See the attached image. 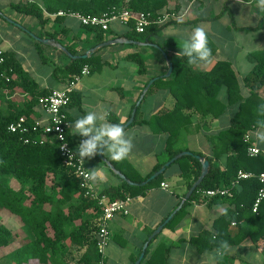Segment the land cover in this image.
Returning <instances> with one entry per match:
<instances>
[{"label":"trees","instance_id":"obj_1","mask_svg":"<svg viewBox=\"0 0 264 264\" xmlns=\"http://www.w3.org/2000/svg\"><path fill=\"white\" fill-rule=\"evenodd\" d=\"M191 1L193 0H186L187 3ZM169 2L170 0H19L12 4V7L18 12L36 17L40 24L47 22L52 14L60 10L80 12L85 15H102L123 9L143 11L148 14L151 23L141 33L136 32L133 26L131 29L139 34L140 38L152 41V38L161 32L163 26L183 22L180 18L159 21L167 13H175L168 12ZM179 7L176 3V10H173L177 15L182 12L177 9ZM225 11L230 13L229 25L236 29L256 30L264 26V15L257 26H237L231 11L227 8ZM215 18L217 17L210 19ZM63 19L64 16H55L56 21ZM87 27L96 32L98 41H104L106 30ZM49 35L55 37V34ZM126 37L135 38L131 34ZM208 46L211 49V58L215 55L217 46L210 36H208ZM66 47L72 54H77L72 46ZM38 51L41 58L46 60L40 47ZM96 52L86 58L72 59L68 65L60 69L69 82L75 80V76L81 73L85 65L91 70H98L103 65ZM4 57L5 62L0 63V86L4 89L20 87L23 91H30L31 94L21 108L14 106L12 109H3L0 105V212L5 211L18 218L31 234L27 242L11 247L15 232L0 216V249L4 248L6 251L10 249L5 254L7 255L5 263L62 264L69 246L80 245L87 246L88 251L80 258L78 264H98L101 255L97 251L96 234L92 235V230L101 211L99 200L85 194L79 177L65 165L55 143H40L33 140L25 142L19 134L9 130V124L19 116L31 117L39 97L47 92L33 90L36 86L31 88L34 80L16 62L15 55L4 51ZM129 57L138 64L139 73H143L145 71L143 57L139 53H132ZM247 60L252 63V69L240 80L228 59H219L208 71H200L195 65H189L186 58L181 57L173 76H159L152 84V86L169 88L176 98L174 108L162 110L149 121L153 131H165L169 134L165 149L168 160L182 151L174 146L179 139L180 129H188L192 124V114H199L204 119L208 117L214 119L224 114L229 106L238 105L230 126L211 138L212 154L206 157L210 161V172L164 226V228L174 227L185 214L186 206L190 202H212L218 198L229 201L232 207L215 219L214 231L204 230L189 240L199 252L215 249L217 264H250L229 254L232 246L246 240L253 242L264 256V198L258 211L252 210L261 187L258 175L264 171V151L250 155L248 148L252 145V141L245 138L246 134L257 129L258 122H264V107H261L264 106V93H262L264 92V48L249 52ZM222 88L226 92L223 101L219 97ZM243 88L248 90L247 94L243 93ZM73 100L71 91L69 106ZM11 101L14 100L8 102ZM76 102H80V96L76 98ZM190 108L194 111L188 112L187 109ZM139 113L138 106L132 123L142 121ZM123 125L124 123L121 127ZM68 137L72 143L75 142L76 138L69 131ZM200 154L192 152L172 162L180 165L182 176L189 179V188L201 173L202 163L195 157ZM223 155L226 156V163L222 168L218 161ZM93 158L95 161H102L98 152ZM107 158L128 179L137 183L148 179L164 164V161L160 162L148 176L143 177L126 158L120 161L111 160L109 156ZM239 170L252 172L254 176L243 179L239 185L231 187ZM163 175L164 172L144 185H130L120 178L119 185L98 192L99 197L106 195L115 199L126 195H144L151 187L160 184ZM222 184L231 187V196L207 198L201 193L203 190L219 187ZM89 210H92L93 215L88 217L86 213ZM232 228L235 230L233 231ZM152 232L149 231V235ZM161 232L153 237L150 243L155 241ZM172 246V242L162 240L152 249L147 247L140 264H171L169 256ZM138 257L139 253L133 256L132 262Z\"/></svg>","mask_w":264,"mask_h":264},{"label":"crops","instance_id":"obj_2","mask_svg":"<svg viewBox=\"0 0 264 264\" xmlns=\"http://www.w3.org/2000/svg\"><path fill=\"white\" fill-rule=\"evenodd\" d=\"M18 1L0 0L1 13L12 20L9 22L0 18V48L15 55L16 62L34 80V85L31 88L36 87L33 90L48 93L54 89L67 87L69 81L60 69L68 65L72 58L58 47L42 43L36 37L53 38L65 47L72 46L77 54H83L100 43L97 40L96 32L88 28L87 25H83L74 15H64L62 21H56V15L52 14L47 22L40 24L36 17L18 12L12 7V4ZM196 1L182 3L184 7L180 19L183 22L169 23L163 26L161 32L153 37L152 41L140 38V35L136 33L137 31H132L131 27L117 20L112 21L109 29L104 32V41L131 34L135 37L131 38L132 40L158 44L166 52L168 60L162 51L153 46L135 43L111 44L98 49L96 52L103 65L98 70H91L89 74L83 75L71 84L74 99L68 107L71 126L73 120L88 111H94L103 116L104 120L101 122L115 123L121 126L130 118L133 109L140 107L139 118L142 121L131 123L124 128V131L131 142V149L126 159L143 177L148 176L157 164L163 161L166 163L168 160L165 149L169 134L165 131H153L149 121L162 110L174 108L176 103V98L169 88L152 86V83L146 92L144 90L151 79L163 76L168 71L169 61L173 64V71L169 77L173 76L176 65L181 60L177 53L180 51L179 48L183 39L190 34L194 27L200 24L199 22L203 21L204 23L205 20L211 18L199 15L198 12L202 10L204 5H202L203 1L199 0L200 5L197 7L198 5L194 4ZM238 1L243 4L245 12H249L257 5V0ZM262 10L261 17L259 16L260 18L256 20L255 24H240L239 26H257L264 15V9ZM229 24L227 30L232 38L240 32H245L243 34L246 38L259 43L258 46H254L257 47L256 49L251 48L246 51L244 54L246 60L249 52L264 48V26L256 30L242 31L240 29L233 30L234 27ZM49 34H55V37ZM209 34L219 48L216 36ZM223 38L230 44V38L226 36ZM39 47L46 56V60L41 58L38 51ZM132 53H139L145 60L143 73H139L138 64L129 57ZM231 57L230 54L225 57L215 56L206 63L196 64L195 68L200 71H208L217 60L228 59L235 68L238 78L242 80L252 69V63L249 62V70L241 75ZM221 92L219 97L223 101L226 92L224 95ZM247 92L248 90L245 93L243 91L244 94ZM262 93L264 92L262 91ZM142 94L144 96L141 98ZM30 95V91H23L20 87L4 89L0 86V105L3 109H12L14 106L21 108L30 98ZM78 96H80V102H76ZM9 100L14 101L9 103ZM138 101L140 103L137 105ZM231 106H236V109L229 118H226V112L214 119L210 117L204 119L199 114H192V124L188 129H180L179 139L174 147L182 149V151L199 152L205 158L210 156L212 154L211 138L230 126L231 118L238 109V105ZM187 111L192 112L194 110L190 108ZM32 116L47 117L38 104L35 106ZM71 126L69 132L76 138L73 142L76 145L81 137L73 134ZM256 130H252L250 133H254ZM254 135L250 136L253 144H255L253 142ZM258 147L264 151L261 146ZM105 156H108L107 153ZM86 160L88 167L91 170L95 169L97 173L95 180H93L97 192L120 184V177L113 173L105 162L95 161L93 157ZM225 163L226 156L223 155L218 164L223 168ZM161 183H166L168 186L163 187ZM188 184L189 179L182 176L180 165L171 163L165 169L160 184L151 187L144 195L131 196L127 203V212L115 215L109 223L111 241L105 251L103 264H133V256L138 253L140 255L144 243L151 235H149V231H154L176 209L189 190ZM221 186L227 185L222 184ZM103 196L106 199H111L110 196ZM230 207L232 206L229 201L221 198L212 202H190L186 206L185 214L174 227L164 228L155 241L152 243H150L151 240L149 241L148 247L152 249L162 240L172 242L173 246L169 256L171 264H217L215 249L199 252L189 240L204 230L214 231L215 219ZM88 215H93L92 210L86 213V216ZM232 230L235 229L232 228ZM229 254L250 264H254L251 262L253 256L259 260L262 258L258 264H262L264 261L261 251L253 242L248 240L232 246L229 249ZM62 262L67 264L65 259Z\"/></svg>","mask_w":264,"mask_h":264},{"label":"built area","instance_id":"obj_3","mask_svg":"<svg viewBox=\"0 0 264 264\" xmlns=\"http://www.w3.org/2000/svg\"><path fill=\"white\" fill-rule=\"evenodd\" d=\"M54 15H74L83 25L99 27L103 30H108L110 23L117 20L129 27L133 26L135 31L139 33L143 32L145 27L151 23L148 14L143 11H133L131 9L116 10L111 13H103L102 15H85L80 12L60 10ZM169 18L178 19L180 18V15H177L176 13H167L164 18L159 21L163 22ZM3 62H5L4 50L0 49V63ZM90 72V67L85 65L82 68L81 73L75 76V80L83 75L89 74ZM7 80L9 79L7 78ZM74 81L68 82L67 87L63 89H54L39 97L38 105H40L42 110L46 113V118L21 115L15 121L11 122L8 128L11 132L19 134L25 142L33 140L39 141L40 143H55L65 165L70 167L79 177L80 185L85 194L98 198L101 211L96 218V248L101 255L98 264H103L105 251L111 241L109 223L115 215L127 212V203L130 201L131 196L126 195L122 198L115 199H106L104 196L99 197V193L95 189L93 180L88 178L91 169L87 165V160L85 159L83 164H81L78 158H76L75 149L81 140L85 138L81 137L75 145L68 137V131L71 126L68 107L70 93L72 91L71 84ZM250 136V133H248L245 138L251 140ZM254 149L256 150L254 151ZM260 152L261 149L253 143L248 148V153L250 155H257ZM252 176H254L252 172L239 170L235 180L231 183V187L239 185L241 180ZM258 179L261 183V187L252 206L254 212L258 211V207L264 198V171L258 175ZM161 185L163 187L168 186L166 183H161ZM231 187L219 186L203 190L201 193L207 198L231 196Z\"/></svg>","mask_w":264,"mask_h":264},{"label":"rangeland","instance_id":"obj_4","mask_svg":"<svg viewBox=\"0 0 264 264\" xmlns=\"http://www.w3.org/2000/svg\"><path fill=\"white\" fill-rule=\"evenodd\" d=\"M201 1H203L202 5L204 6L202 10L198 12L199 15L204 16V17H211V18L217 17L215 19L205 20L204 23L203 21H201L202 23L199 22L200 24L197 25L203 28L208 36H210L209 33L214 34L216 36V40H217L219 48H217L215 55L212 56L210 59H213L215 56L225 57V56H229L230 54V56H232L231 58L234 62L235 67L242 75V73H245L246 71H248L250 67V63L249 61L245 59L244 54L246 53L247 50L251 48L256 49L257 47H254V46H258L259 43L257 41H251L250 39L246 38L245 34H243L245 32H240L239 34H237V36L233 38L232 36H230L227 30V26L231 21V17H230V13L228 11H225V8L231 11L237 26H239L240 24H251V25L255 24L256 20L261 17L263 10L258 9L257 5H255L249 12L248 11L245 12L243 9V4H241V2L238 0H201ZM176 3L179 4L180 6L177 9L182 10L181 8L184 7L182 3L185 4L186 0H176V1L170 0L169 5H168V8L170 9H167L168 12L177 13L176 11H173V10H176L175 8ZM194 4L198 5L197 7H199L200 1L198 0ZM0 18H4L9 22L12 21L10 18L6 17L3 13H1ZM233 30H237V29L233 28ZM225 36L230 38V44L227 43L226 40L223 38ZM210 38L212 37L210 36ZM243 49L245 50L242 51ZM221 91H222L221 94L224 95L225 89L223 88L221 89ZM243 91L245 93L247 90L244 89ZM235 109H236V106L229 107L225 114L227 115L226 118H229L233 114ZM255 132L250 133V135L253 136ZM253 142L255 143V139L253 140ZM260 146L264 149V145H260ZM0 216L4 220L5 224L11 227L15 232L14 243L11 247L21 245L28 241V239L31 237V234L29 230L27 229V227H25L18 218H16L15 216L13 217L12 215H10L9 213L5 211H1ZM94 225L95 226H94V229L92 230V235H95L97 232L96 224ZM82 249H85V250H82ZM9 250L6 251V249L4 248L0 249V264H8L7 262L5 263V257L7 256L5 254L6 252H9ZM87 251H88L87 246L84 247L80 245H71L66 251L63 259L67 261V264H78V261L80 260V258ZM252 258L253 260H251V262L254 264L255 263L258 264L262 260V258L261 260H259L255 256H253ZM13 264H16V263H13Z\"/></svg>","mask_w":264,"mask_h":264},{"label":"clouds","instance_id":"obj_5","mask_svg":"<svg viewBox=\"0 0 264 264\" xmlns=\"http://www.w3.org/2000/svg\"><path fill=\"white\" fill-rule=\"evenodd\" d=\"M257 8L264 9V0H257ZM179 49L177 56L186 58L189 65L206 63L211 55L207 33L199 26L194 27L190 34L183 39ZM103 120V116L94 111H88L72 121L73 134L86 137L75 149L76 158L81 164L85 159L95 156L98 151L101 155L107 153L114 161H120L127 157L131 149V142L126 137L124 129L119 124L101 122ZM254 139L258 146L264 145V122H258ZM96 175L97 173L93 169L88 178L95 180Z\"/></svg>","mask_w":264,"mask_h":264},{"label":"water","instance_id":"obj_6","mask_svg":"<svg viewBox=\"0 0 264 264\" xmlns=\"http://www.w3.org/2000/svg\"><path fill=\"white\" fill-rule=\"evenodd\" d=\"M1 14V12H0ZM36 37V36H35ZM36 39L40 40L42 43L45 44H50V45H54L56 47H58L59 49H61L62 51H64L69 57H71L72 59H76V58H86L91 56L94 52H96L98 49L103 48L105 46L111 45V44H117V43H135V44H139V45H149V46H153L157 49H159L160 51H162V53L164 54L165 58L168 60V56L166 54V52L162 49V47H160L158 44L155 43H151V42H147V41H135L126 37H118V38H114V39H110V40H105L102 41L98 44H96L94 47L90 48L88 51H86L83 54H72L65 46H63L61 43L56 42L53 38H39L36 37ZM173 71V64L171 61H169V68L168 71L163 75L165 77H169L171 75ZM154 79H151L150 82L146 85L144 92H146L148 90V88L150 87V85L154 82ZM144 96V94L141 95V98ZM140 103V101L137 102V105ZM136 110L137 107H135L131 113L130 118L124 123V125L122 126V128L124 129L125 127L129 126L135 119V115H136ZM192 154V152L187 151V150H183L179 153H177L174 157H172L170 160H168L166 163H164L156 172H154L148 179H146L145 181L141 182V183H137L134 182L130 179L127 178V176L125 174H123L120 170H118L114 164H112V162L110 160H108V158L105 155H101V153L98 151V156L99 158L105 162V164L113 171V173H115L118 177H120L121 179L125 180L128 184L130 185H144L147 182H149V180L157 177L159 174L163 173L165 171V169L167 168V166H169L173 161H175L176 159L185 156V155H190ZM195 157H197L201 163H202V168H201V173L199 175V177L193 182V184L191 185V187L189 188V190L187 191V193L185 194L184 198L181 200V202L179 203V205L176 207V209L168 216L164 219V221L151 233V235L148 237V240L144 243L143 247H142V251L139 255V257L137 258V260L133 263V264H140L141 260L143 259V257L145 256V251L148 247V243L150 240L153 239V237H155L158 233L161 232V230L164 228V226L172 219V217L174 216V214L181 209V207L183 206V204L185 203V201L191 196V194L193 193V191L196 189V187L202 182V180L204 179V177L210 172V161L205 158L204 156L201 155H195Z\"/></svg>","mask_w":264,"mask_h":264}]
</instances>
